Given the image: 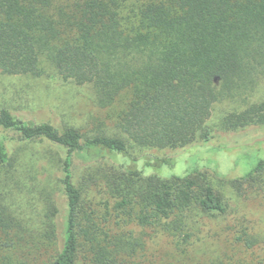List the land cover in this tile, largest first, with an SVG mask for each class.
I'll return each instance as SVG.
<instances>
[{"label": "trees", "instance_id": "16d2710c", "mask_svg": "<svg viewBox=\"0 0 264 264\" xmlns=\"http://www.w3.org/2000/svg\"><path fill=\"white\" fill-rule=\"evenodd\" d=\"M263 73L264 0H0V75L88 85L100 108L126 97L115 117L116 128L138 146L184 148L197 135L208 142L206 122L214 104L246 89ZM221 125L227 130L264 127V101L226 115ZM35 140L56 150L59 158L62 213L56 223L54 208L48 226L49 237H58L59 247L47 264H76L82 242L89 245L92 264H128L122 256L133 249L121 237L94 232L95 223L82 212L75 156L126 159L111 160L101 168V178L113 185L143 181L125 187L113 206L141 225L179 215L192 204L222 215L227 206L209 178L244 181L264 168L259 161L233 180L209 170L166 179L144 177L120 137L87 136L72 126L32 122L0 108V168L16 161L17 141ZM156 162L168 164L166 159ZM21 232L20 222L0 206V249L19 240ZM238 240L246 248L257 242Z\"/></svg>", "mask_w": 264, "mask_h": 264}, {"label": "rangeland", "instance_id": "374dc122", "mask_svg": "<svg viewBox=\"0 0 264 264\" xmlns=\"http://www.w3.org/2000/svg\"><path fill=\"white\" fill-rule=\"evenodd\" d=\"M125 101L126 97H120L110 107L100 108L88 85H52L45 76L0 75V108L6 107L32 122L72 126L87 136L120 137L126 141L130 157L136 160L134 168L141 170L144 177L166 179L209 170L219 178L233 180L264 161V127L227 130L221 125L226 115L264 101V73L246 89L214 104L206 122L208 142H202L197 135L195 142L184 148L157 149L131 142L116 128L115 117ZM14 150V164L0 168V206L20 222L22 232L10 247L0 249V264H47L59 247L58 237L48 235L53 209H58L55 220L60 222L63 205L57 180L58 152L40 140L17 141ZM116 159L111 158L116 163L126 161L120 155ZM160 159H166L168 164L156 162ZM111 160L75 156L73 173L82 187V212L92 218L97 227L94 232L98 235L105 231L111 238L121 237L125 244L133 246L127 256H122L126 263L264 264V168L244 181L209 178L227 206L222 215L205 213L192 204L179 215L141 225L115 212L113 206L125 187L143 181L120 180L117 185L105 181L101 168ZM145 161L151 164L145 166ZM238 238L257 242L253 248H246ZM76 264H92L89 245L83 242Z\"/></svg>", "mask_w": 264, "mask_h": 264}]
</instances>
